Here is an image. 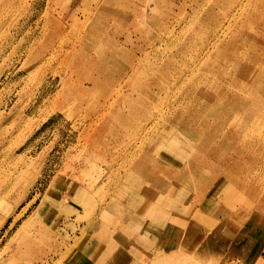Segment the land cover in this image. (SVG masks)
Here are the masks:
<instances>
[{
  "label": "rangeland",
  "instance_id": "374dc122",
  "mask_svg": "<svg viewBox=\"0 0 264 264\" xmlns=\"http://www.w3.org/2000/svg\"><path fill=\"white\" fill-rule=\"evenodd\" d=\"M263 101L264 0H0V264H264Z\"/></svg>",
  "mask_w": 264,
  "mask_h": 264
},
{
  "label": "bare ground",
  "instance_id": "6f19581e",
  "mask_svg": "<svg viewBox=\"0 0 264 264\" xmlns=\"http://www.w3.org/2000/svg\"><path fill=\"white\" fill-rule=\"evenodd\" d=\"M217 2H218V1H217ZM147 4H149L148 1H147ZM259 4H260V3H259ZM220 5H221V4H220ZM148 8H149V7H148ZM155 9H156V8H155ZM153 10H154V9H153ZM210 10H211V9H210ZM144 11H145V10H144ZM211 11H212V10H211ZM246 11H247V10H246ZM208 16H209V15H208ZM208 16H207V17H208ZM149 17H150V16H149ZM212 17H213V16H212ZM143 18H144V17H143ZM145 18H146V17H145ZM256 19H258V18H256ZM249 20H250V19H249ZM261 20H262V19H261ZM204 21H205V20H204ZM206 22H207V21H206ZM206 24H207V23H206ZM207 25H208V24H207ZM251 25H252V24H251ZM242 27H243V26H242ZM250 28H251V27H250ZM204 32H205V31H204ZM216 33H217V32H216ZM194 34H195V33H194ZM218 35H219V34H218ZM195 36H196V35H195ZM197 36H198V35H197ZM197 36H196V37H197ZM206 38H207V37H206ZM216 38H217V37H216ZM236 38H237V37H236ZM195 40H196V39H195ZM202 41H203V40H202ZM241 41H242V40H241ZM191 42H192V41H191ZM203 42H204V41H203ZM216 43H217V42H216ZM229 43H231V42H229ZM185 47H186V46H185ZM258 47H259V46H258ZM182 48H183V47H181V49H182ZM184 50H185V48H184ZM220 50H221V49H220ZM235 50H236V49H235ZM217 51H218V50H217ZM163 61H164V60H163ZM160 62H161V61H160ZM243 64H244V63H243ZM257 65H258V64H257ZM249 66H250V65H249ZM176 67H178V66H176ZM158 68H159V67H158ZM128 69H129V67H128ZM130 69H131V68H130ZM130 69H129V70H130ZM242 69H243V68H242ZM247 69H248V68H247ZM111 70H112V69H111ZM160 70H161V68H160ZM252 70H253V68H252ZM242 71H243V70H242ZM245 71H246V70H245ZM185 73H186V72H185ZM242 73H243V72H242ZM238 74H239V73H238ZM244 74H245V73H244ZM231 75H232V74H231ZM198 76H199V75H198ZM248 76H249V75H248ZM254 77H255V76H254ZM257 77H258V76H257ZM241 78H242V76H241ZM163 80H164V79H163ZM246 80H247V78H246ZM199 85H200V84H199ZM141 88H143V87H141ZM211 97H212V96H211ZM210 99H211V98H210ZM263 102H264V101H263ZM263 102H262V103H263ZM262 103H261V104H262ZM206 112H207V111H206ZM193 120H194V119H193ZM187 124H189V123H187ZM212 159H213V158H212ZM157 214H158L159 216H160V215H165L164 213H161V212H160V213H157ZM162 217H163V216H162ZM165 217H166V216H165Z\"/></svg>",
  "mask_w": 264,
  "mask_h": 264
},
{
  "label": "crops",
  "instance_id": "0c3cea01",
  "mask_svg": "<svg viewBox=\"0 0 264 264\" xmlns=\"http://www.w3.org/2000/svg\"><path fill=\"white\" fill-rule=\"evenodd\" d=\"M160 242H161V241H160ZM158 247H159V248H161V247H163V248H164V245H161V246H160V245H158Z\"/></svg>",
  "mask_w": 264,
  "mask_h": 264
}]
</instances>
